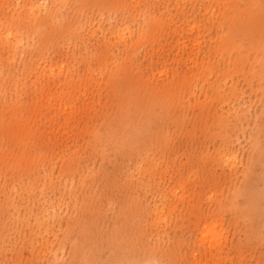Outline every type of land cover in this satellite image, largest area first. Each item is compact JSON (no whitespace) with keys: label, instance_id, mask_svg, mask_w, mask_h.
Returning <instances> with one entry per match:
<instances>
[{"label":"rangeland","instance_id":"1","mask_svg":"<svg viewBox=\"0 0 264 264\" xmlns=\"http://www.w3.org/2000/svg\"><path fill=\"white\" fill-rule=\"evenodd\" d=\"M0 264H264V0H0Z\"/></svg>","mask_w":264,"mask_h":264}]
</instances>
